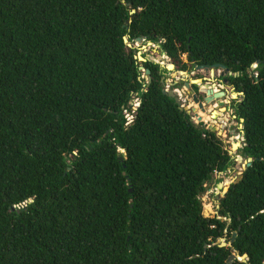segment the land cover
<instances>
[{
	"label": "trees",
	"instance_id": "trees-1",
	"mask_svg": "<svg viewBox=\"0 0 264 264\" xmlns=\"http://www.w3.org/2000/svg\"><path fill=\"white\" fill-rule=\"evenodd\" d=\"M124 38L156 44L178 71L223 65L242 93L238 152L251 165L216 215L200 198L233 157L162 92L169 71ZM235 253L248 259L233 264H264V0H0V264Z\"/></svg>",
	"mask_w": 264,
	"mask_h": 264
},
{
	"label": "rangeland",
	"instance_id": "rangeland-1",
	"mask_svg": "<svg viewBox=\"0 0 264 264\" xmlns=\"http://www.w3.org/2000/svg\"><path fill=\"white\" fill-rule=\"evenodd\" d=\"M126 44L130 48H135L138 50L137 56L139 55L141 58L145 60L152 61L154 63L159 64L161 67L166 68V66L172 64L170 59L163 54L159 47L155 45L146 44L144 45L142 42H133L132 44L128 42L126 39ZM181 59L183 62H187L186 56L182 55ZM140 62V61H139ZM169 71L168 79L166 80V88H174V91H177L179 94L182 102V107L189 112L192 116V120L195 124H198L196 121V118L194 116V113L191 111L192 108L195 107L196 111H200V109L197 106V103L193 101L192 95H196V99L199 100L194 86H196L199 89H201L203 86L206 85H214L215 88H219L217 84L219 83L218 80H220L225 73L222 71V69H214V75L213 77L210 76L209 70H197L195 67L189 66L187 67L186 71V77L180 76L177 72L178 70L175 69L173 66L172 70ZM143 77H145L143 73ZM190 80H203L201 83H197L194 85H189V87H185L186 82H190ZM213 87H206L207 89L210 88L213 91ZM223 88L226 90V99L225 102H228L229 99L231 101L239 102L240 101V95L235 93L233 90H230V88L226 87L225 85H222ZM221 89V88H219ZM193 93V94H192ZM190 103V104H189ZM195 104V105H194ZM205 117L208 118V120L211 121V118L208 114V111H211L213 109L212 105H204ZM201 112V111H200ZM127 117V116H126ZM201 117V121H203V116ZM219 120H215L212 123L203 121L202 123L207 128L209 125L216 128V135L222 140L223 145L225 148L230 152V155L233 157V165L228 170H226L223 174H215L213 177V181L207 185L206 191L201 195V202L203 206V215L205 217H212L217 212V206H218V198L222 196L223 191L226 189V187L231 183L235 177L241 173L242 168L244 164L246 163L245 158L242 156V153L238 152L243 147L242 142V125L240 124L241 121H237L234 117V113H232L231 109H228L224 114H220ZM221 120V121H220ZM208 123V124H207ZM239 139V141H238ZM232 143H237L235 147L238 146V143L240 146L237 147V149H232Z\"/></svg>",
	"mask_w": 264,
	"mask_h": 264
},
{
	"label": "water",
	"instance_id": "water-1",
	"mask_svg": "<svg viewBox=\"0 0 264 264\" xmlns=\"http://www.w3.org/2000/svg\"><path fill=\"white\" fill-rule=\"evenodd\" d=\"M132 13H133V11H132ZM124 42L126 43V38H124ZM135 42H142L144 45H146V44L155 45L154 43H152V42H150V41H146V40L141 39V38H136V39H135ZM137 53H138V52H137ZM163 54H164V53H163ZM137 58H138V61H140V62L149 61V60H145V59L141 58L139 55L137 56ZM195 68H196L197 70H209V71H210V76H211V77H213V75H214V69H222L225 73L228 72V71L225 69V67H224L223 65H220V64H214V65H212V66H209V65H198V66H195ZM254 68H255L254 66L251 67L252 70H253ZM165 69H166V70H172V69H173V65L170 64V65L166 66ZM139 70H140V71H143V72H144V75H148V74H149V71H148V70H144L142 67H139ZM177 73H178L180 76H182V77H186V76H187L186 73H185L184 71H178ZM228 74L230 75V73H228ZM202 81H203V80H190L189 83L186 82L184 85H185V87H189V85H194V84H197V83H199V82L201 83ZM162 92H163L164 94H167L170 98H173L174 101L176 102V104L179 105L180 108L183 109L182 104H181L182 100H181L179 94L177 93V91H174V90L171 89L170 87H168V88L165 87V89H164ZM200 92H205L206 95H207V97L205 98V104H209V103H211L213 100H217V104H216L217 107L214 108V109H213L212 111H210V112L208 111V114H209L210 117L213 118V121H215V120H219L218 118L220 117V114H224L225 109H224V108H218V107H222V106L224 105V103H223V101H221V99H222L226 94H225L223 91H217V92H214V91H212L211 89H206V90H202V89H201ZM192 94H193V93H192ZM239 94L241 95L242 93H239ZM192 98H193V101H194L195 103H197V106H198V108L200 109V111H201V112H205V111H206L205 108H204V105H205V104L202 103L201 101H198V100L196 99V95H195V94L192 95ZM216 109H218V110H216ZM191 111L194 113V116H195V118H196L197 123L202 122V121H201V117H199V116L197 115V111H196V109H195V108H192ZM220 121H221V120H220ZM240 121L243 122L242 119H241ZM207 129L210 130V131H212V132H215V131H216V128L213 127V126H211V125H209V126L207 127ZM241 134H242V142H244L243 131L241 132ZM236 145H237V143H232V149H235V150H236L237 147L240 146L239 143H238V146L234 148V146H236ZM229 154H230V152H229ZM123 155H125V154H123ZM250 165H251V158H247V159H246V163L244 164V166H243V168H242V171L245 170V168L249 167ZM242 171H241V173H239V174L235 177V179H233V180L231 181V183H236V182H238V181L241 179ZM228 186H229V185H228ZM228 186H227L226 189L223 191L222 196L226 193V191H227V189H228ZM217 209H218V206H217ZM216 214H217V212H216ZM216 214H215V215H216ZM236 236H237L236 233H233V234H232V237H231V239H230V241H229L228 243L226 242L225 238H221V239L219 240V242H218V246H219V247H226V246H227V247H230V246L232 245V242H233L234 239L236 238ZM247 259H248V257H247L246 254L239 255L238 253H235V254H231V255L228 257L226 264H233V262H234L235 260H238V261L244 263V262L247 261Z\"/></svg>",
	"mask_w": 264,
	"mask_h": 264
},
{
	"label": "flooded vegetation",
	"instance_id": "flooded-vegetation-1",
	"mask_svg": "<svg viewBox=\"0 0 264 264\" xmlns=\"http://www.w3.org/2000/svg\"><path fill=\"white\" fill-rule=\"evenodd\" d=\"M225 73V72H224ZM227 75H229V74H227ZM219 81V83H221L222 85H225L226 87H228V88H230V90H233L235 93H237V94H239L238 92H236V89H235V87H233L231 84H230V82L228 81V79L226 78V74L220 79V80H218ZM221 84H217L218 85V87L219 88H221V89H219V88H215L216 89V91H223L225 94H226V90L223 88V86H221ZM214 85H211V86H206V87H213ZM221 86V87H220ZM215 87V86H214ZM208 89H210V88H208ZM200 90L201 89H199L198 90V88H197V96H198V98H199V100L198 101H201L202 103H204L205 104V98L207 97V95H206V93L205 92H200ZM240 95V94H239ZM241 96V95H240ZM227 97H226V95L221 99V101H223V103H224V105L222 106V107H218V108H224L225 109V111H224V113L226 112V111H228V109H231L232 110V113H235V105L238 103V102H235V101H231V99H229V101L228 102H225V99H226ZM217 100H213L211 103H209V104H205V105H212V107H213V109L214 108H216L217 107ZM212 109V110H213ZM211 110V111H212ZM216 110H218V109H216ZM210 112V111H209ZM234 117H235V115H234Z\"/></svg>",
	"mask_w": 264,
	"mask_h": 264
},
{
	"label": "built area",
	"instance_id": "built-area-1",
	"mask_svg": "<svg viewBox=\"0 0 264 264\" xmlns=\"http://www.w3.org/2000/svg\"><path fill=\"white\" fill-rule=\"evenodd\" d=\"M216 90V89H215ZM130 105L132 106V112L131 113H133L134 112V110L138 107V105H139V101H138V99H134L131 103H130ZM124 113H125V117H126V119H127V123L126 124H129L131 121H132V119H133V116L130 114V113H128V112H126V111H124ZM244 145V144H243Z\"/></svg>",
	"mask_w": 264,
	"mask_h": 264
},
{
	"label": "bare ground",
	"instance_id": "bare-ground-1",
	"mask_svg": "<svg viewBox=\"0 0 264 264\" xmlns=\"http://www.w3.org/2000/svg\"><path fill=\"white\" fill-rule=\"evenodd\" d=\"M206 86H210V85H206ZM206 86H203L201 89L202 90H206L207 88H206ZM221 87V86H220ZM190 104V103H189ZM195 105V104H194ZM195 108V107H194ZM203 121L205 120V114L203 115ZM212 118V117H211ZM213 119V118H212ZM206 121V120H205ZM209 122H210V120H209ZM208 124V123H207Z\"/></svg>",
	"mask_w": 264,
	"mask_h": 264
}]
</instances>
